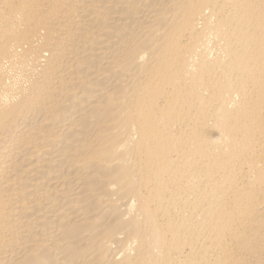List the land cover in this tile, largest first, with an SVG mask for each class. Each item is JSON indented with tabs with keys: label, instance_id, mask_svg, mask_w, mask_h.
<instances>
[{
	"label": "bare ground",
	"instance_id": "1",
	"mask_svg": "<svg viewBox=\"0 0 264 264\" xmlns=\"http://www.w3.org/2000/svg\"><path fill=\"white\" fill-rule=\"evenodd\" d=\"M0 264H264V0H0Z\"/></svg>",
	"mask_w": 264,
	"mask_h": 264
}]
</instances>
